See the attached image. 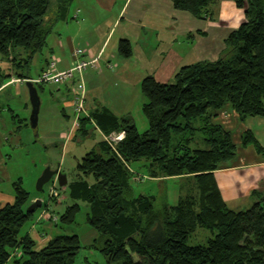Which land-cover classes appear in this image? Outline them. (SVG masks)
<instances>
[{
  "label": "trees",
  "instance_id": "1",
  "mask_svg": "<svg viewBox=\"0 0 264 264\" xmlns=\"http://www.w3.org/2000/svg\"><path fill=\"white\" fill-rule=\"evenodd\" d=\"M211 1L172 0L176 9L199 18L208 14ZM71 2L0 0V59L25 67L16 74L0 67V87L13 76L32 78L31 63ZM236 2L245 19L226 38L218 59L181 66L173 82L154 75L141 81L147 130L140 132L132 115H117L104 105L91 114L84 109L73 126L82 139L97 126L105 134L125 131L115 147L105 138L96 142L79 161L78 178L65 189L90 205L87 220L99 233L92 246L103 251L104 264H264V194L256 191L252 206L233 209L216 178L220 165L237 154L232 131L213 122L217 112L229 104L241 120L264 116V0ZM51 10L57 14L54 20L48 16ZM118 50L131 57L132 42L120 39ZM71 82L73 89L76 80ZM44 83L35 82L38 89ZM242 144L263 149L251 130L243 132ZM134 162H142L147 175L160 181L186 179L187 194L176 204L134 194ZM14 189V201L0 206V264H74L82 247L79 235L57 234L39 244L30 233L19 236L34 216L26 210L33 197L21 178ZM81 208L78 202L67 206L55 225L75 222ZM198 227L217 232L204 244L189 245L188 237Z\"/></svg>",
  "mask_w": 264,
  "mask_h": 264
},
{
  "label": "crops",
  "instance_id": "2",
  "mask_svg": "<svg viewBox=\"0 0 264 264\" xmlns=\"http://www.w3.org/2000/svg\"><path fill=\"white\" fill-rule=\"evenodd\" d=\"M72 5H75L74 10ZM244 19V9L238 6L236 0H212L209 12L203 18L176 9L172 0H72L62 17L64 27L59 28L60 32H56L54 38L48 37L46 47L50 56L43 59L37 76L30 79L35 82L52 59H56V71H62L72 67L77 59L89 61L97 58L100 68L89 67L84 74L86 112L91 114L99 105H104L121 115L125 111L118 110L119 104H122L120 98L140 89L146 76L154 75L161 82H173L181 66L218 59L226 47V38ZM123 38L132 42L129 58L122 56L118 50L119 41ZM76 51L79 53L75 55ZM9 72L13 74V71ZM23 81L13 76L0 87V94L13 83ZM70 86H74L73 82L63 83L61 88L54 90L64 105L74 111ZM115 90L120 93L119 97L114 94ZM50 93L53 94L52 89ZM61 110L68 116L65 107ZM15 115L10 114V119ZM213 122L232 131L237 145L236 156L216 170L222 195L233 209L240 204L252 206L258 199L255 192L264 194V116L241 120L238 112L227 104L217 112ZM24 123L28 126L26 121ZM73 123L67 132H62L67 139L74 134ZM2 124L1 118L0 169H6L8 152L4 147L11 137L7 136L8 131L2 129ZM93 126H97L95 122ZM247 130L253 132L263 147L262 151L253 144H242V134ZM95 131L101 134L102 139L105 133L98 126ZM11 134L18 135L16 144H21L23 137L19 130ZM6 195L7 200L0 188V206L14 201L15 189Z\"/></svg>",
  "mask_w": 264,
  "mask_h": 264
},
{
  "label": "rangeland",
  "instance_id": "3",
  "mask_svg": "<svg viewBox=\"0 0 264 264\" xmlns=\"http://www.w3.org/2000/svg\"><path fill=\"white\" fill-rule=\"evenodd\" d=\"M74 7L75 5H72V10H74ZM48 16L54 20L57 14H55L54 10H51ZM63 27L62 18H58L56 23H54L53 31L49 39L54 38L55 33L60 32L59 28ZM78 53L79 51H76L75 55ZM47 56L50 55L47 51V47H45L42 52L36 55L33 63H31V76H37L38 66ZM89 61L96 62L97 66L89 65L88 68H100L97 58ZM5 62L6 58L0 59L2 72H9V70H11L16 74L17 71L25 70V67H13L11 64ZM73 66L74 64L67 70L72 69ZM76 74L78 77H81L78 72H76ZM58 87L61 88V83L56 85L44 83L39 87L38 90L42 103L39 114V124L36 129H33L30 125L32 106L26 80L13 83L0 94V119H3L2 129L4 128L6 132L8 131L7 136L11 137L10 142L4 147L7 149L8 155H6V169H0V188L5 192V200H7L8 196L6 193L8 194L9 191L13 192L14 182L21 178L23 180V186L30 192L31 196L35 199L42 198L43 200V205L36 209L33 218L28 220L20 229L19 236L30 233L37 238L39 244V241L45 243L47 239L53 235L77 234L80 236L82 247L75 258L74 264H104L106 262V256L103 251L100 248L92 246V244L95 243V239L99 237V233L87 220L90 205L82 200H74L71 198L69 193L64 189L65 187H60L58 182L57 184L54 183L57 179L56 177L46 183L42 191L37 189L38 179L48 166H51L53 169L60 167L61 171L67 175L69 182L78 178L79 171L77 165L79 161L91 151L96 142L101 139V134L95 130L94 133L84 139L74 134L67 139L63 135L62 132H67L73 123L74 111H72L71 107L65 106L62 99L57 96V92L54 89ZM51 89L53 90V94L50 93ZM72 93L71 102L73 97ZM114 94H118L116 97L120 96L117 90H115ZM129 94L130 92L128 95H125V98H120L122 99L123 105L119 104L118 110L120 112L122 110L125 111L124 113H120V116L126 114L132 115L140 132H144L149 127L146 117L142 112L144 96L141 89L135 90L131 95ZM63 107H65L68 116L62 113L61 109H63ZM10 109L13 110V112ZM14 113L18 115L19 118L12 117V120L10 119V114L13 115ZM4 120L6 122H4ZM25 121L28 123V126L24 125ZM14 130H19L20 135L23 137L19 145L16 144L18 135L11 134L15 132ZM102 138H104V134ZM141 163L142 162H134L132 164L133 170L135 171L132 178L134 194L145 193L156 195L158 203H161L165 198L170 204H176L181 195L187 194L190 185L186 179L172 178L167 181L153 179L147 175V169L142 166ZM53 185L59 190L57 195L51 194ZM75 202L80 203L82 207L81 211L78 212L76 216L75 222L68 224L59 222V225L56 226L55 222L57 219L54 216L57 218L60 217L62 213L65 212L67 206ZM29 205L30 204L27 205L26 210ZM239 206L240 207L235 209L241 210L250 207H244L241 204ZM51 216L54 218H50ZM216 232V230L206 227H198L188 237V244H204L210 237H213Z\"/></svg>",
  "mask_w": 264,
  "mask_h": 264
},
{
  "label": "built area",
  "instance_id": "4",
  "mask_svg": "<svg viewBox=\"0 0 264 264\" xmlns=\"http://www.w3.org/2000/svg\"><path fill=\"white\" fill-rule=\"evenodd\" d=\"M56 59H52L48 67L43 71L41 76H39L38 79H36L35 82H50V83H70L72 80H76L75 87L72 89V104L74 107V116L76 120L73 123V126H78V118L80 114L85 109V98H86V83L83 79L84 72L87 70L89 65L97 66L96 62L93 61H86L77 59L74 62V66L72 69L64 70V71H56ZM78 72L81 77H78L76 74ZM73 127V128H74ZM125 137V131L120 132H112L110 134H104V138L107 140V142L112 146L115 147L119 141H121ZM57 179L54 181L55 184H57ZM59 190L56 189V186L53 185L52 188V195H57ZM56 219H58L56 216H54ZM50 217V218H54Z\"/></svg>",
  "mask_w": 264,
  "mask_h": 264
},
{
  "label": "water",
  "instance_id": "5",
  "mask_svg": "<svg viewBox=\"0 0 264 264\" xmlns=\"http://www.w3.org/2000/svg\"><path fill=\"white\" fill-rule=\"evenodd\" d=\"M26 84L29 88L30 102L32 106L31 115H30V125L33 129H36L39 124V114L41 108V97L39 94L38 87L31 80L27 79ZM57 178V181L60 187H66L68 185L67 175L60 170V167L53 169L51 166L46 167L42 175L39 177L37 182V189L42 191L44 185L50 182L52 179ZM43 205L42 198H37L33 200L27 208V211L30 213H34L37 208Z\"/></svg>",
  "mask_w": 264,
  "mask_h": 264
}]
</instances>
